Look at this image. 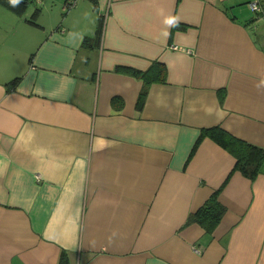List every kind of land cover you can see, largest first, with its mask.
<instances>
[{
  "label": "crops",
  "instance_id": "1",
  "mask_svg": "<svg viewBox=\"0 0 264 264\" xmlns=\"http://www.w3.org/2000/svg\"><path fill=\"white\" fill-rule=\"evenodd\" d=\"M35 1L29 58L0 69V264H264V164L249 178L209 136L190 154L212 126L264 148V7ZM153 64L138 109L115 68ZM219 187L212 232L186 223Z\"/></svg>",
  "mask_w": 264,
  "mask_h": 264
},
{
  "label": "trees",
  "instance_id": "2",
  "mask_svg": "<svg viewBox=\"0 0 264 264\" xmlns=\"http://www.w3.org/2000/svg\"><path fill=\"white\" fill-rule=\"evenodd\" d=\"M28 1L30 2L32 0H22L19 6L15 8L9 5L8 0H0V3L6 4L13 10L20 11L23 8H26ZM260 3L262 7H264V0H260ZM88 40L90 46H93L97 43L98 35L88 37ZM158 65L159 66L156 67L157 65L153 64L149 69L144 71L126 66H116L115 68L117 71H125L139 77L145 83L140 89L138 95V109H140L144 103L148 82L152 80H164L165 67L162 64ZM18 79L19 77L17 76L8 81L10 89L16 85ZM204 136L212 138L235 157L233 169L240 170L244 175L251 179L261 171L262 164H264V148L242 140L219 126L201 128L200 134L198 135L190 154L194 151L197 144ZM219 190L220 187L215 189L196 211L190 213L187 217L186 223L197 222L204 228L206 233H211L225 211V206L218 199Z\"/></svg>",
  "mask_w": 264,
  "mask_h": 264
},
{
  "label": "rangeland",
  "instance_id": "3",
  "mask_svg": "<svg viewBox=\"0 0 264 264\" xmlns=\"http://www.w3.org/2000/svg\"><path fill=\"white\" fill-rule=\"evenodd\" d=\"M40 2L28 1L26 8L20 11L0 3V69L8 71V74L29 58V19H34V12L43 8L44 4ZM45 2L50 4L52 1L45 0ZM243 5L246 6L247 3ZM245 8L249 15L254 12H251L250 8L249 11L247 6Z\"/></svg>",
  "mask_w": 264,
  "mask_h": 264
},
{
  "label": "clouds",
  "instance_id": "4",
  "mask_svg": "<svg viewBox=\"0 0 264 264\" xmlns=\"http://www.w3.org/2000/svg\"><path fill=\"white\" fill-rule=\"evenodd\" d=\"M22 2V0H8L9 5H11V7L15 8L18 7L19 4ZM180 18L179 16L176 15H167L164 17L163 19V24L165 25V28L162 32V35L167 38L170 35V29L172 28H178L180 25ZM264 86V73L261 74V79L259 81V83L256 85L257 89L260 90L262 87Z\"/></svg>",
  "mask_w": 264,
  "mask_h": 264
},
{
  "label": "built area",
  "instance_id": "5",
  "mask_svg": "<svg viewBox=\"0 0 264 264\" xmlns=\"http://www.w3.org/2000/svg\"><path fill=\"white\" fill-rule=\"evenodd\" d=\"M75 0H66L65 5L66 6H71L73 5ZM249 7L252 11L256 12L259 11L261 8V3L260 0H254L249 2ZM173 48H177V45H172Z\"/></svg>",
  "mask_w": 264,
  "mask_h": 264
}]
</instances>
